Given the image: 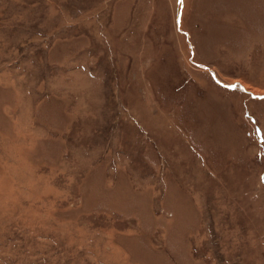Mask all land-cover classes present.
Listing matches in <instances>:
<instances>
[{
    "label": "rangeland",
    "instance_id": "rangeland-1",
    "mask_svg": "<svg viewBox=\"0 0 264 264\" xmlns=\"http://www.w3.org/2000/svg\"><path fill=\"white\" fill-rule=\"evenodd\" d=\"M0 264H264V0H0Z\"/></svg>",
    "mask_w": 264,
    "mask_h": 264
},
{
    "label": "snow or ice",
    "instance_id": "snow-or-ice-1",
    "mask_svg": "<svg viewBox=\"0 0 264 264\" xmlns=\"http://www.w3.org/2000/svg\"><path fill=\"white\" fill-rule=\"evenodd\" d=\"M181 2H182V0H181ZM232 87H235V85H232Z\"/></svg>",
    "mask_w": 264,
    "mask_h": 264
},
{
    "label": "bare ground",
    "instance_id": "bare-ground-1",
    "mask_svg": "<svg viewBox=\"0 0 264 264\" xmlns=\"http://www.w3.org/2000/svg\"><path fill=\"white\" fill-rule=\"evenodd\" d=\"M260 90V89H259Z\"/></svg>",
    "mask_w": 264,
    "mask_h": 264
}]
</instances>
